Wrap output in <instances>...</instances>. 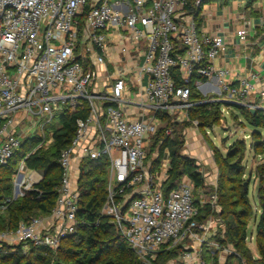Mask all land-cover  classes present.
<instances>
[{"label": "built area", "instance_id": "1", "mask_svg": "<svg viewBox=\"0 0 264 264\" xmlns=\"http://www.w3.org/2000/svg\"><path fill=\"white\" fill-rule=\"evenodd\" d=\"M189 1L0 0V167L9 166L28 143L14 168L13 192L0 202V212L43 180L26 160L54 144L60 115H85L76 119L75 134L61 152L62 178L53 208L17 226L0 227V249L22 244L57 250L75 236L82 223L81 168L87 161L105 160L107 197L101 214L141 264H159L162 252L177 247L183 251L180 264H212L189 242H209L212 226L210 220H199L200 209L210 204L220 211L217 185L208 199H197L193 181L184 175L166 191L171 160L166 154L156 165L162 141L154 144L165 117L174 121L178 113L211 102L190 100L192 81L227 74L212 62L226 50L225 39L200 34ZM135 52L139 64L131 69L115 65L102 91L94 90L96 64L105 65L109 56L126 63ZM252 90L247 80L236 86L224 82L217 101L264 110L246 102ZM260 96L264 101V91ZM57 118L59 125L47 129ZM212 245L213 254L233 253L217 240Z\"/></svg>", "mask_w": 264, "mask_h": 264}, {"label": "trees", "instance_id": "2", "mask_svg": "<svg viewBox=\"0 0 264 264\" xmlns=\"http://www.w3.org/2000/svg\"><path fill=\"white\" fill-rule=\"evenodd\" d=\"M195 2L196 0H190L188 8L198 21L201 7H197ZM88 9L89 6H87ZM190 88L192 102L204 99L196 92L194 81L191 82ZM220 107L221 102L218 101L196 104L188 109L189 118L196 119L202 128L212 127L220 120ZM238 108L245 120L254 128L264 129V110L258 109L252 113L247 107ZM80 116L85 115L77 112L61 114L62 127L55 130L54 144L47 150H39L26 160L29 168L42 173L43 180L36 186V190L29 192L8 207L9 222L7 224L0 215V227L17 226L21 220L45 215L51 211L57 199L58 187L62 178L59 158L62 150L69 146L76 131V119ZM165 119L167 122L171 121V117H165ZM165 129H161L155 136V145L162 141L160 154L165 148H169L170 151V178L165 184V190L169 191L176 186L184 175L191 178L195 188L205 187L196 159L182 154L183 141L170 136L166 137ZM245 148V142H236L230 146L224 158L217 148L214 149L216 162L221 168L217 188L220 211L216 212L217 218L221 219V229L216 239L222 245L231 246L233 249L231 255L234 254L231 258L238 259L240 263L264 264V164L258 167L260 180L258 199L261 212L256 225L255 237L259 257L255 258L252 251L246 247L247 225L250 221L249 216L250 218L253 216V207L248 197V189H245L243 185H235L237 176L244 173L242 161ZM27 151L28 143L25 141L15 153L9 166L0 167V202L12 194L14 168ZM235 158L236 161H232ZM106 167L107 162L101 160L87 161L81 168L79 176L81 202L78 217L82 223L77 234L63 240L56 250L70 259L64 258L60 262H55L51 254L53 250L31 245L29 254H32L33 259L24 255L22 247L19 246L16 253H5L4 249H0V264H141L129 244L116 230L115 225L101 214L107 197ZM226 180L230 181L229 185H226ZM205 207L209 208L208 205ZM209 211L213 212L210 209ZM202 219L204 220V217L200 215L199 220L202 221ZM175 256H177V250L163 254V259L159 264H169V260ZM214 260V264H218L217 255L214 256Z\"/></svg>", "mask_w": 264, "mask_h": 264}, {"label": "crops", "instance_id": "3", "mask_svg": "<svg viewBox=\"0 0 264 264\" xmlns=\"http://www.w3.org/2000/svg\"><path fill=\"white\" fill-rule=\"evenodd\" d=\"M214 2L215 3L206 2L200 8L198 17L199 32L202 36L220 35L225 39L226 50L224 53L215 57L212 62L215 68L225 70L227 71V74L222 78L219 77L218 74H215L212 78H196L194 80L196 92L204 98L203 101H212L213 99L217 101V99L221 97L220 92L223 91L224 82L232 86H236L239 81L247 80L249 84L253 86V90L252 94L246 98V102L257 103L258 105L264 106V101L260 96V92L264 91V0H215ZM242 29L246 31V34L243 36L238 34V31ZM144 46L145 41L139 45L140 48H143ZM99 53L102 54V51H99ZM130 54H132V57L135 58L134 56L136 52ZM133 58L125 63L119 62L118 60L114 61L112 56H109L107 57L105 65L102 66V64H96L94 68L98 77L94 82V90L102 91V84L105 83L104 77H108L110 75L109 72H112L115 65L131 69L135 65L139 64L138 59L135 58V60H133ZM200 103L203 104L202 102ZM234 106L237 108L246 107L241 105ZM172 118L174 120L172 121L171 119L172 122H178L177 120H187L189 119V114L188 111H184L178 113ZM192 122L194 125L198 123L197 120H193ZM61 127L62 125H60L57 129ZM162 128L164 129V125ZM197 129L198 127L187 129L188 133H186L185 136L186 146L184 145V148L188 147L191 149L192 154L190 156L196 159L197 164L199 165V171L202 173L204 179V186L215 188V185H217L218 188V164L214 159V153L210 150V147L207 145V149L212 151V156H209L210 153L208 150L202 146L201 137L195 131ZM193 146H197V148H200L204 152H202V154H196L192 150ZM166 154H169L170 158L169 148L164 149L163 156ZM207 157L209 159L212 158V161L210 162ZM160 161L161 160H158L156 165L159 164ZM207 169H209V171ZM200 198L206 199L207 197L202 195ZM207 205L211 207V211H215L213 210V206L210 204ZM209 220L212 226V232H210L208 237H206L209 239V242H189V245L192 248L196 247L202 250L204 257L208 256L209 252L215 250L212 245V241H216L218 239L213 238L215 236L214 230L217 228L219 232L221 229V222L218 223L219 218L213 216L202 221ZM249 246L254 257L258 258L259 252L256 243L253 247H251V243ZM177 248L162 252L160 254V261L163 259V254L172 252ZM178 249L182 250V248ZM217 254L219 258L224 260L223 262L219 260L220 264H224V262L227 261V258H225L227 253L218 251ZM172 260L173 259L169 260L170 262L168 263L171 264Z\"/></svg>", "mask_w": 264, "mask_h": 264}, {"label": "rangeland", "instance_id": "4", "mask_svg": "<svg viewBox=\"0 0 264 264\" xmlns=\"http://www.w3.org/2000/svg\"><path fill=\"white\" fill-rule=\"evenodd\" d=\"M215 3V0H207L206 2ZM205 2V3H206ZM142 44V42H141ZM211 102H217V101H211ZM220 102V101H218ZM221 110H220V120L219 122L209 128H202L199 126V123H196L195 126L193 124V119H187V120H177L178 122H166L164 124V129L167 128L170 130V137L171 138H178L179 140L183 141V147H182V154L191 157L190 155L192 154L191 149L188 147L184 148V145L186 146L185 143V136L188 128H196L198 127V131L196 133L201 137L202 141V146L208 150L207 145L210 147V150L213 151L214 153V159L216 160L215 156V148L218 149L222 157L224 158L227 156V153L229 151L230 146H232L234 143L243 141L245 142L246 148H245V154H244V159L242 161V168H243V174L240 176H237L235 185H243L245 187V184L247 183V189H248V197L250 200V203L253 207V216L250 218L249 216V222L247 225V235H248V240L246 241V247L250 249L249 244L251 243V247H253L256 243L255 237H256V225L257 221L260 216V205H259V199H258V192H259V187H260V180L258 177V167L264 164V129L259 128L256 129L254 128L245 118L242 116L241 111L239 108H237L234 105H227L222 103L221 104ZM176 118V117H175ZM196 119H194L195 121ZM59 125V119L53 120L51 124L47 126V129L49 127H54ZM191 126V127H190ZM165 129V131L167 130ZM190 130V129H189ZM258 131V132H256ZM257 133V134H256ZM37 145V143L35 144ZM193 152L196 154H202L204 152L200 148H197V146L192 147ZM208 150L210 153L209 156H212V151ZM163 157V153L160 155V158ZM210 162L212 161V158H208ZM161 160V159H159ZM232 161H236V158L233 159ZM205 166V164H204ZM219 166V174L221 171L220 165ZM209 167V166H208ZM211 168V167H210ZM216 169V171H217ZM209 171V169H207ZM218 174V176H219ZM230 181L226 180V185H229ZM214 190V188L211 187H203V188H195L194 189V196L195 198H200L202 195H205L208 199L210 196V193ZM207 204L204 205L201 209V217H204V219H207L208 217H217L216 211L210 212L209 209L211 208L209 206L208 209H206ZM9 212L2 211L0 212V215L2 216L1 218L5 220V223L7 224L9 222ZM203 220V219H202ZM218 232V231H217ZM220 233V232H218ZM213 238H217V236H214ZM249 243V244H248ZM22 247L23 254L26 255L27 257H30V259H33V257L29 254L30 253V245H19ZM19 246H8L5 247L3 252L5 253H11L17 252V249ZM52 250V249H51ZM177 250V256L172 258L173 260L171 261L172 264H180L181 262V257L183 254V251L179 250L178 248L175 249ZM251 250V249H250ZM52 256L55 260V262H60L61 259L66 258L67 260L70 259V257H65L62 256L59 251L53 250L52 251ZM216 254H213L209 252V257L205 256L204 259L207 262H211L214 264V256ZM218 255V254H217ZM234 255V254H232ZM231 254H227L225 258H227V261L224 262V264H243L240 263L238 259L231 258ZM259 255V254H258ZM75 260L77 258L73 257ZM73 259V260H74ZM220 261H224L223 259L219 258L217 256L216 262L220 264ZM245 260V259H244ZM243 261V260H242Z\"/></svg>", "mask_w": 264, "mask_h": 264}, {"label": "water", "instance_id": "5", "mask_svg": "<svg viewBox=\"0 0 264 264\" xmlns=\"http://www.w3.org/2000/svg\"><path fill=\"white\" fill-rule=\"evenodd\" d=\"M205 103H207V102H203V104H205ZM251 111H252V113L256 112V110H251ZM245 189H247V183L245 184Z\"/></svg>", "mask_w": 264, "mask_h": 264}]
</instances>
